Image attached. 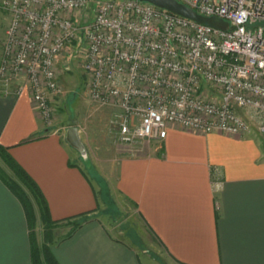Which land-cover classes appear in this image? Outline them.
I'll list each match as a JSON object with an SVG mask.
<instances>
[{"label": "crops", "instance_id": "0c3cea01", "mask_svg": "<svg viewBox=\"0 0 264 264\" xmlns=\"http://www.w3.org/2000/svg\"><path fill=\"white\" fill-rule=\"evenodd\" d=\"M9 20L0 8V57ZM16 85L0 87V147L36 184L55 226L37 236L47 231L40 210L32 229L0 176V264H32V232L58 264H264V136L256 129L170 125L136 153L98 159L103 170L113 163L101 183L78 162L66 129L46 126L30 91L15 95ZM0 167L11 175L1 157ZM127 207L145 241L112 230Z\"/></svg>", "mask_w": 264, "mask_h": 264}, {"label": "built area", "instance_id": "2783aa9c", "mask_svg": "<svg viewBox=\"0 0 264 264\" xmlns=\"http://www.w3.org/2000/svg\"><path fill=\"white\" fill-rule=\"evenodd\" d=\"M200 23L140 0H1L0 87L28 89L49 122L55 64L78 49L90 99L114 108L128 154L168 127L264 136V0H177ZM92 13V14H91Z\"/></svg>", "mask_w": 264, "mask_h": 264}, {"label": "rangeland", "instance_id": "374dc122", "mask_svg": "<svg viewBox=\"0 0 264 264\" xmlns=\"http://www.w3.org/2000/svg\"><path fill=\"white\" fill-rule=\"evenodd\" d=\"M82 64L83 57L78 49L72 52L63 51L57 59L55 74L61 91L55 95L52 94L49 98L51 114L49 122H45V125L60 131L70 126L78 128L84 144L83 153L76 151L78 162L102 183L103 179H100L102 174L108 179L111 178L109 168H112L113 163L107 166V170H103V166H98L100 164L98 159L110 160L128 152L119 143L114 108L90 99L87 91L88 76L83 71ZM250 125L251 129L257 130L255 122L251 121ZM151 140L153 139L149 141ZM83 157L86 160L85 164ZM114 225L112 230L116 234H123L126 230L128 234L136 235L142 241L146 240L141 220L132 208L122 209L121 215L114 219ZM47 232L49 231H37V236L47 238Z\"/></svg>", "mask_w": 264, "mask_h": 264}, {"label": "trees", "instance_id": "16d2710c", "mask_svg": "<svg viewBox=\"0 0 264 264\" xmlns=\"http://www.w3.org/2000/svg\"><path fill=\"white\" fill-rule=\"evenodd\" d=\"M211 25L217 26L220 22L215 21L213 18L207 19ZM0 157L4 164L7 166L11 175L5 174L4 170L0 167V176L7 185L17 195L23 204L27 220L30 228H34L36 224L35 206L40 210L41 221L44 227L49 229L55 226V223L48 219L46 207L40 196L36 184L28 176V174L9 156L7 150L0 147ZM31 258L32 264H58L52 256L49 247L42 243H36L35 233H31Z\"/></svg>", "mask_w": 264, "mask_h": 264}, {"label": "water", "instance_id": "95a60500", "mask_svg": "<svg viewBox=\"0 0 264 264\" xmlns=\"http://www.w3.org/2000/svg\"><path fill=\"white\" fill-rule=\"evenodd\" d=\"M140 1L151 3L159 8L165 9L169 12L175 13L182 17H185V18H188V19L200 22V23L211 25V23H209L207 20L209 17L199 14L190 6L184 3H181L177 0H140ZM213 19L217 22L221 21L220 18L218 17H214ZM65 137H66L67 142L72 147H74L75 149L83 153L84 144L81 141V137H80L79 130L77 127L75 126L68 127L65 132Z\"/></svg>", "mask_w": 264, "mask_h": 264}]
</instances>
